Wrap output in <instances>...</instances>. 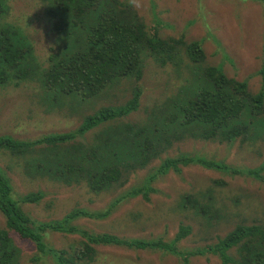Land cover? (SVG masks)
<instances>
[{"label": "trees", "instance_id": "16d2710c", "mask_svg": "<svg viewBox=\"0 0 264 264\" xmlns=\"http://www.w3.org/2000/svg\"><path fill=\"white\" fill-rule=\"evenodd\" d=\"M46 14L55 20L53 29L63 45L50 56V64L42 68L33 55V47L21 28L5 24L0 29V85L15 86L29 79L40 82L46 98L54 103L67 96L75 102L101 97L123 79L136 81L129 101L121 106L102 107L85 118L80 127L67 134H51L31 141L0 137V151L16 156L45 154L47 175L70 185L84 184L92 193L102 194L114 186L123 187L130 175L145 168L167 152L174 143L187 138L234 143L252 141L264 132V49L259 71L261 90L250 92L247 82L228 78L222 67L203 66L206 54L201 41L186 43L180 38L162 39L157 30L150 32L132 6L121 0H40ZM261 3L264 0H243ZM9 0H0V15L9 12ZM185 49L197 65V77L202 84L188 98H179L165 106L160 115L145 123L124 122L140 108L144 61L152 57L162 66ZM197 81V78H196ZM211 83V84H206ZM94 139L83 140L88 133ZM201 166L233 176H247L264 185V165L258 169L234 168L199 155L181 153L167 157L144 184L127 191L102 211L76 209L61 220L38 222L22 208L36 204L43 193H30L20 200L14 198V187L8 175L0 169V212L7 228L0 230V264H19L20 249L11 236L32 242L38 262L49 256L54 264H78L92 260L97 247L117 246L134 250H155L179 257L191 264L194 256L213 255L221 264H264V224H239L214 244L186 251L180 247L192 233L182 225L175 237L163 239H129L112 234H97L76 225L82 220H106L126 199L142 196L148 201L152 182L169 172L181 173L184 168ZM216 208L212 215L215 217ZM197 214H208L207 208H197ZM215 213V214H214ZM47 233H62L80 237L79 243L68 249H55L45 242ZM47 244V245H46ZM234 253V254H233Z\"/></svg>", "mask_w": 264, "mask_h": 264}, {"label": "rangeland", "instance_id": "374dc122", "mask_svg": "<svg viewBox=\"0 0 264 264\" xmlns=\"http://www.w3.org/2000/svg\"><path fill=\"white\" fill-rule=\"evenodd\" d=\"M132 6L150 32L158 31L162 39L184 37L186 43L202 42L206 54L203 66L222 67L228 78L247 82L251 93L261 90L259 71L264 49V5L243 0H121ZM9 12L0 15V29L5 24L21 28L33 47V55L42 68L50 64V56L62 48V41L53 29L55 20L46 14L40 0H9ZM55 41V46L52 42ZM162 66L149 57L139 85L142 88L140 108L124 122L145 123L154 119L165 106L179 98L191 97L202 80L197 65L185 49ZM197 78V81H196ZM206 84H211L207 83ZM135 80L118 81L93 100L75 102L67 96L55 103L46 98L37 80L10 81L0 85V137L34 141L51 134L76 131L85 118L102 107L121 106L132 97ZM93 133L83 140L90 142ZM181 153L199 155L234 168L258 169L264 165V132L256 140L247 138L234 143H219L193 138L176 142L145 168L130 175L129 182L95 194L84 184L70 185L47 175L45 154L14 155L0 151V169L11 179L14 198L30 193H43L36 204H23L22 209L38 222L61 220L76 209L102 211L127 191L144 184L162 161ZM149 200L142 196L123 200L103 221L82 220L76 225L97 234H112L129 239H163L171 241L182 225L192 228L191 235L181 242L186 251L214 244L239 224H264V185L247 176H233L201 166L184 168L181 173L169 172L152 182ZM209 213L197 214V208ZM216 215L213 217V209ZM214 213V214H215ZM6 218L0 212V230L6 229ZM20 249L19 264H54L49 256L38 262L35 245L11 232ZM80 237L47 233L45 242L55 249H68ZM46 244V245H47ZM49 246V247H50ZM90 261L78 264H183L175 255L155 250H134L126 247H97ZM234 254V253H233ZM191 264H221L213 255L194 256Z\"/></svg>", "mask_w": 264, "mask_h": 264}, {"label": "clouds", "instance_id": "9594fccd", "mask_svg": "<svg viewBox=\"0 0 264 264\" xmlns=\"http://www.w3.org/2000/svg\"><path fill=\"white\" fill-rule=\"evenodd\" d=\"M55 43H56V42H55V41H53V42H52V46H55Z\"/></svg>", "mask_w": 264, "mask_h": 264}]
</instances>
